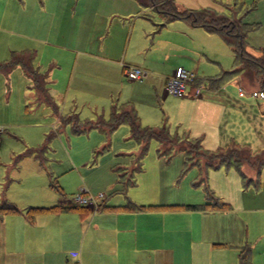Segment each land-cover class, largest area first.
I'll return each instance as SVG.
<instances>
[{
    "label": "rangeland",
    "instance_id": "rangeland-1",
    "mask_svg": "<svg viewBox=\"0 0 264 264\" xmlns=\"http://www.w3.org/2000/svg\"><path fill=\"white\" fill-rule=\"evenodd\" d=\"M123 1L0 0V63L10 61L13 54L32 52L35 55L34 64L50 75L54 67L59 66L52 58L53 52L58 51L61 52L59 59L62 65L58 90H51L53 100L59 107L58 113L46 102L36 101L31 83L20 67H15L9 74L0 72V204L5 199L26 214L28 206L51 205L57 200L62 204L65 200L69 201L72 193L80 190H86L94 196L99 193L111 195L112 191L106 192L101 188L103 181L113 175L126 173L128 168H134V177L130 179L132 182L137 184L140 174L147 180L156 181V187L141 188L143 190H136L135 194L151 199L156 202L154 204L165 201L150 207L173 206L170 209L189 212L198 210L193 208L194 205L203 207L207 202L225 203L232 207L242 200L253 207L250 215L263 212L254 208L264 207V166L260 174L256 175L248 163L242 164L240 170L233 163L206 165L203 158L193 163L182 151L171 150L169 154L163 155L161 146L154 138L141 153L140 144L131 138L127 123L112 130H102L94 125L75 132L72 124L60 120V115L72 114L76 117L75 113L80 122L90 121L93 125L99 119L107 121L115 104L117 108L127 104L135 109L142 126L165 125L172 135L182 137L185 130L177 122L180 111L178 102L171 95H164L163 83L153 80V77L148 78L150 72L167 68L163 63L168 62L170 65L171 61H163V54L149 51L140 53L139 59L145 60V63L137 67L149 70L141 80L131 81L124 73L121 77L117 76L115 83L106 76H96L86 81L73 79L67 89L76 56L50 44H69L78 39L80 31L83 32L80 39L89 36L91 30L88 29L86 16H154L153 22L160 23L158 16L162 15L155 10L141 8L135 0ZM237 1L175 0V3L180 10L210 9L228 16H231L237 3L236 17L241 16L247 22H253L254 19L262 21L255 31L248 33L253 36V41L247 40L249 51L258 54V47L264 48V0H243L241 9ZM137 28H141V25ZM155 30L147 35L141 31L142 42L136 45V52L143 51L139 47H147L145 43H149L152 36L156 35ZM70 32L78 34L64 42L63 36ZM219 57L224 71L234 69L231 55L220 53ZM194 67L190 66L193 70L196 69ZM213 68H218V65L209 63L197 75L215 76L211 71ZM236 78H225L218 84V89L233 99L238 98ZM238 82L245 92L243 99L254 101L255 111L242 110V113L232 115L233 129L227 142L215 145L212 141H205V144L201 141L202 149L207 152L225 149L233 144L246 147L252 153L264 151V94L257 82L250 83L240 77ZM207 83V79L202 78L199 85L208 87ZM254 92L257 93L254 95ZM251 94L258 98L253 99ZM258 103L261 108L257 106ZM193 156L196 158L194 153ZM222 195L228 199L222 198ZM218 216L223 215L218 213ZM171 220L179 223V227L187 234L185 245L195 241L192 248L187 245V256L181 264H223L230 260L227 254H232L231 251L216 249L221 246L214 245L208 253L204 251V243L197 241L203 215L185 213L174 215ZM253 235L251 239H255ZM248 244L251 245L250 242ZM258 247L255 256V250L252 249L251 264H264V241ZM193 249L196 250L190 257ZM198 249L202 256L195 258L194 253ZM237 252L234 254L237 255Z\"/></svg>",
    "mask_w": 264,
    "mask_h": 264
},
{
    "label": "crops",
    "instance_id": "crops-1",
    "mask_svg": "<svg viewBox=\"0 0 264 264\" xmlns=\"http://www.w3.org/2000/svg\"><path fill=\"white\" fill-rule=\"evenodd\" d=\"M237 2L244 4L243 0ZM131 7L130 5L129 8ZM153 17L86 16L88 29L91 30L89 36L80 39L83 36V32L80 31L78 39L72 40L69 44L48 43L76 56L67 89L70 88L73 79L86 81L96 76H106L115 83L117 76H122L126 65L142 67L145 60L139 59L140 53L157 52L163 54V61H171L170 65L168 62L163 63V66L167 68L159 72H150V75L149 70L144 68L146 75L142 78L148 74V78L153 77V80H159L163 83L164 95H171V98L178 102L180 111L177 122L185 130L182 136L200 139L204 144L205 141H212L215 145L227 142L233 129L232 115L240 114L242 110L254 112V101L244 100L245 93L240 95L239 89L238 98L233 99L223 94L218 87H207L204 84L199 96H194L196 85H192L188 87L186 96L178 97L167 93L165 84L166 78L178 66L191 70L195 65L196 69H192L191 72L199 79L218 76L224 71L220 53L231 55L234 61L232 50L218 34L193 26L183 19L165 21L163 16H158L160 19L158 24L153 22ZM254 20L245 22L255 25L262 23L261 20ZM138 25H141V28H137ZM154 29H156V35L152 36L150 41L148 38L145 39L149 41L145 43L147 47H139L138 49L142 48L143 51L136 52V45L142 42L141 31L147 35ZM76 34L78 33L70 32L67 36H63L62 40L66 42ZM252 37L248 34L247 40L252 42ZM249 49L248 42V51ZM60 55L61 52H53L52 58L59 66L54 67L50 75L47 73L50 93H52L51 90L53 92L58 90L57 84L61 77L59 71L62 66ZM160 62L162 63V60ZM209 63H216L218 68L222 69L213 68L211 71L215 76L197 75L198 71L205 69ZM238 80L237 76L236 84L241 87ZM252 98L257 99L258 96ZM257 106L261 108L260 103ZM262 113H264V106ZM128 170L126 173L113 175L103 181L101 188L113 193L105 194L106 197L101 202L100 208L48 211L32 216L20 212L2 216L0 218V264H67L71 261H79L80 264H181L183 258L187 256L185 250L187 245L189 244L192 248L195 241L185 245L187 234L179 227V223L171 219L174 215L179 216L185 213L203 215L197 241L204 243V251L210 253L215 245L221 246L215 247L216 249L232 252L227 254L230 255V260L223 264H239L238 254L244 245L250 246L251 253L252 249L255 250L253 252L255 256L258 245L264 241V207L254 208L263 212L250 215L253 207L240 199L241 201L238 200L236 205L225 210L186 212L170 209V207L155 209L150 205H160L165 201H157L158 204H154L156 202L151 199L137 196L135 191L156 187V181L147 180L140 174L136 184L130 180L134 177V168H128ZM222 198L228 199L226 195H222ZM56 205L67 206L69 203L65 200L61 204L57 200L55 204L28 206L26 209ZM218 213L223 216H218ZM218 219L224 221L220 222ZM252 234H255L253 235L255 239H251ZM195 250H191L190 257ZM236 252L237 255L234 254ZM201 256L198 249L194 257Z\"/></svg>",
    "mask_w": 264,
    "mask_h": 264
},
{
    "label": "trees",
    "instance_id": "trees-1",
    "mask_svg": "<svg viewBox=\"0 0 264 264\" xmlns=\"http://www.w3.org/2000/svg\"><path fill=\"white\" fill-rule=\"evenodd\" d=\"M142 7L153 8L156 12L164 17L165 21L175 19H183L193 26L204 28L207 32L218 34L223 41L229 46L234 55V69L223 71L218 76L208 78L209 86L214 84L218 87L220 80L225 78L239 76L242 79H247L250 83H259L260 89L264 94V48L258 49V54L248 51L247 35L255 29L257 25L249 24L243 18L236 17L237 3L234 4L231 16L220 14L217 11L210 9L201 10H180L175 0H136ZM239 9L243 7L242 3H238ZM35 55L32 52L21 54H13L8 62L0 63V72L9 74L15 67H20L24 75L31 81V88L34 91L37 102H46L52 106L53 110L58 113L59 107L53 100L49 91L48 74L34 64ZM202 83V79L195 76L194 85ZM72 114L60 115V120L65 123L72 124L75 132H81L88 127L94 126L102 130H112L122 123H127L130 128L131 138L140 144L141 153L148 146L151 139H155L161 146L162 154L170 153L171 150L182 151L187 155L188 159L193 163L199 162L201 158L205 160L206 165L218 166L221 164H234L240 170L244 163L250 164L256 171V175L260 174L261 168L264 166V151L252 153L248 148L234 146L228 148H218L215 151L207 152L201 147V140L191 139L187 136L172 135L165 125L160 127H145L142 126L137 112L130 105H121L117 108V104L112 107L110 118L106 121L99 119L95 124H90V121L80 122L77 115ZM196 153H195V152ZM193 153L196 155L194 158ZM100 207L102 204L99 205ZM99 207V208H100ZM173 207V206H163ZM84 209L85 207L63 206L56 205L52 207H29L26 215L32 216L38 213L48 211H60L68 209ZM158 209L159 206H152ZM198 210H222L229 209V204H212L207 202L202 206H195ZM14 204L4 200L0 204V218L6 214L20 213ZM221 245V244H218ZM239 264H251V248L248 245L241 247L238 254Z\"/></svg>",
    "mask_w": 264,
    "mask_h": 264
},
{
    "label": "built area",
    "instance_id": "built-area-1",
    "mask_svg": "<svg viewBox=\"0 0 264 264\" xmlns=\"http://www.w3.org/2000/svg\"><path fill=\"white\" fill-rule=\"evenodd\" d=\"M124 75L129 80L141 79L146 75V70L141 69L140 67L133 65H126L123 70ZM195 75L193 72L187 70L183 66H178L174 69L171 75L166 78V91L169 94L178 97H184L187 95V89L189 86L194 85ZM202 87L196 85L194 88V96H199ZM240 95L244 94V90L239 88ZM256 93H254L255 95ZM262 96V94H261ZM105 198L104 193H99L98 195H92L86 190H80L74 193L70 199L69 204L77 207L85 206H98L102 200ZM67 264H80L79 261H71Z\"/></svg>",
    "mask_w": 264,
    "mask_h": 264
}]
</instances>
